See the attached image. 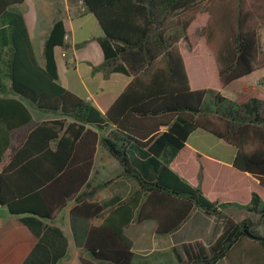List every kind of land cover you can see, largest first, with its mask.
Here are the masks:
<instances>
[{
	"label": "trees",
	"instance_id": "16d2710c",
	"mask_svg": "<svg viewBox=\"0 0 264 264\" xmlns=\"http://www.w3.org/2000/svg\"><path fill=\"white\" fill-rule=\"evenodd\" d=\"M23 1L0 0V20ZM80 2L103 32L104 64L120 61V70L132 76L126 93L133 91V100L118 108L125 93L101 114L65 90L54 55L64 46L62 22L43 43L41 65L22 14L9 12L0 29V207L13 216L53 220L70 204L72 218L98 219L84 233L80 264H132V243L124 235L131 223L153 220L155 233L168 235L197 209L213 217L228 207L244 209L256 219L224 217L207 245L184 243L173 255L177 264H264V236L255 232L264 225V82L237 100L221 94L264 68L258 35L264 0ZM210 78L215 86L209 87ZM211 91L212 108L205 109ZM24 102L59 118L36 124L5 156L9 133L31 120ZM108 126L114 129L101 139L91 129ZM195 130L235 149L230 166L186 146ZM97 142L120 166L116 177L135 183L122 199L95 200L112 182L90 183Z\"/></svg>",
	"mask_w": 264,
	"mask_h": 264
},
{
	"label": "crops",
	"instance_id": "0c3cea01",
	"mask_svg": "<svg viewBox=\"0 0 264 264\" xmlns=\"http://www.w3.org/2000/svg\"><path fill=\"white\" fill-rule=\"evenodd\" d=\"M12 11L22 14L33 50L34 37L41 38L43 48V43L53 24L57 21L62 22L64 36L67 35L68 38L64 39L63 36L64 46L56 48L54 55L57 81L65 90L94 107L101 114L107 112L119 98L125 95L132 76L120 70L124 66L120 61L104 64V57L98 43V39L103 37V32L93 14L81 5L80 0H24L6 10L4 14L6 16L0 20V29L5 28L9 19L7 14ZM258 35L261 51L264 53V27L258 29ZM43 63L44 61L39 64L43 65ZM208 64L212 66V62L209 61ZM190 66V61L187 59L188 72ZM263 82L259 80L244 84L235 88L236 93H232L231 83L221 90V94L229 99L237 100ZM133 97V91L126 93L118 108L126 109ZM24 104L30 112L31 120L20 130L9 133L10 142L4 153L5 156L10 153L12 147L24 141L25 133L36 124L59 118V115L39 111L26 102ZM118 111L119 109H116V112ZM116 112L115 115H117ZM41 113L44 114L41 115ZM133 122V127L136 129L140 127L135 123V119ZM142 122L144 126L149 125L148 120H142ZM91 129L101 139L114 128L108 126L103 131ZM166 129L165 125L159 127L160 132ZM186 146L201 156L226 166H230L235 155V149L232 146L201 130H195L187 137ZM120 173L121 168L117 161L97 142L89 176L90 183L95 185L106 180L112 182L96 194L95 200L102 202L113 197L122 199L134 189L133 180L116 177ZM100 194L103 195L99 199ZM70 206L69 204L63 208L53 220H43L30 215L13 216L8 214L4 207L6 217L0 218V264H80L78 258L85 256L82 248L84 233L89 225H96L99 220L74 219L69 214ZM242 213L246 211L228 207L220 217H213L197 209L180 229L168 235H157L153 220L140 224L131 223L124 230V235L132 243V264H177L173 248L180 251L182 244L192 241H200L207 245L220 230L225 216L233 218V215L240 214L238 218H246ZM203 235L206 237L205 240L201 238ZM145 258L155 260L150 262Z\"/></svg>",
	"mask_w": 264,
	"mask_h": 264
},
{
	"label": "rangeland",
	"instance_id": "374dc122",
	"mask_svg": "<svg viewBox=\"0 0 264 264\" xmlns=\"http://www.w3.org/2000/svg\"><path fill=\"white\" fill-rule=\"evenodd\" d=\"M50 4H52V3L50 2ZM41 23H43V22H41ZM34 50H35V56L37 58V61L39 63H42L43 62V55H42V52H41L42 51V41H41V38H39L38 36L34 37ZM196 50H198L197 43H196ZM259 80L260 81H264V68L254 72V73H252V74H250V75H248V76H246V77H244V78H242L240 80H237V81L233 82L230 85V88L232 89V93H236L237 90L235 88L240 87V86H242L244 84H247V83L251 84V83L257 82ZM216 82H217L216 79H215V81H213V79L210 78V84L211 85L209 87L215 86ZM211 95H212V91L211 92H207V94L205 95L204 100H203V104H202L203 108H205V109H209V108L211 109L212 108ZM42 114H44V113H41V115ZM208 137H210V136H208ZM112 174H114V173H112ZM112 174H110V175H112ZM110 175H108V176H110ZM94 176L95 175L92 174V177H94ZM108 176L106 178H108ZM106 181H108V180H106ZM104 193H106V192H104ZM102 195L103 194H100L98 196V198L100 199V197ZM4 211H6L5 208L4 207H0V218L1 219H4L6 217V214H4L5 213ZM239 215L240 214H237L235 216L233 215V219L236 220V221L242 220V218H238ZM242 215H243V217H246V218H251L253 220L256 219V216H254V215H252L250 213H247V211H246V213H242ZM225 217H231V216H225ZM255 232L257 234H259V235L264 236V225L263 224H259L256 227ZM76 237L78 238V233L76 234ZM201 238H203V240H205L206 237L203 235V237H201ZM145 259L149 260L150 262H154V260H155L154 258H145ZM218 264H224V262L221 261Z\"/></svg>",
	"mask_w": 264,
	"mask_h": 264
},
{
	"label": "built area",
	"instance_id": "2783aa9c",
	"mask_svg": "<svg viewBox=\"0 0 264 264\" xmlns=\"http://www.w3.org/2000/svg\"><path fill=\"white\" fill-rule=\"evenodd\" d=\"M67 38H68V36H67V35H65V36H64V39H67Z\"/></svg>",
	"mask_w": 264,
	"mask_h": 264
},
{
	"label": "water",
	"instance_id": "95a60500",
	"mask_svg": "<svg viewBox=\"0 0 264 264\" xmlns=\"http://www.w3.org/2000/svg\"><path fill=\"white\" fill-rule=\"evenodd\" d=\"M2 207V206H1Z\"/></svg>",
	"mask_w": 264,
	"mask_h": 264
}]
</instances>
